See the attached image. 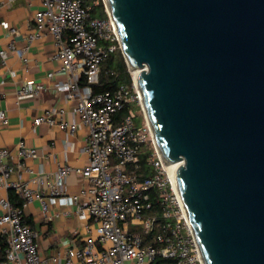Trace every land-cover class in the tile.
I'll return each mask as SVG.
<instances>
[{
  "label": "water",
  "instance_id": "1",
  "mask_svg": "<svg viewBox=\"0 0 264 264\" xmlns=\"http://www.w3.org/2000/svg\"><path fill=\"white\" fill-rule=\"evenodd\" d=\"M204 264H264V0H103Z\"/></svg>",
  "mask_w": 264,
  "mask_h": 264
},
{
  "label": "built area",
  "instance_id": "2",
  "mask_svg": "<svg viewBox=\"0 0 264 264\" xmlns=\"http://www.w3.org/2000/svg\"><path fill=\"white\" fill-rule=\"evenodd\" d=\"M33 21L35 29L29 39L44 33L52 35V58L60 60V68L69 75L58 88L66 99L74 101L79 123L68 124L62 109L45 111L33 117L32 122L57 125L69 132L78 125L85 127L82 150L87 161L83 166H59L51 177L49 195L45 196L26 182L9 180L15 170L12 150L0 148V191H5L0 195V236L6 241L5 261L47 264L35 240L36 233L24 219L23 207L36 199L46 216L49 205L64 197L77 213H87L96 225V237L88 235L81 245L67 248L58 257L60 264H151L157 258L162 259L159 264H204L177 188L175 170L180 160L166 164L160 156L134 78L130 85L92 91L101 64L119 45L113 20L108 14L105 18L91 17L84 0H40ZM10 32L15 29L10 28ZM8 53L22 57L13 43L6 50L0 48L2 59ZM44 89L40 82L25 80L16 89V96L18 100L33 98ZM133 105L140 109L141 123L135 121ZM124 108L128 112L118 117ZM7 122L5 111L0 109V124ZM141 154H146L148 172H138ZM38 155L36 148L20 140L15 147L19 159L16 170L24 168L23 159ZM71 171L86 182L76 194L64 189ZM32 180L40 182L41 177ZM9 189L20 196L21 206L10 203Z\"/></svg>",
  "mask_w": 264,
  "mask_h": 264
},
{
  "label": "crops",
  "instance_id": "3",
  "mask_svg": "<svg viewBox=\"0 0 264 264\" xmlns=\"http://www.w3.org/2000/svg\"><path fill=\"white\" fill-rule=\"evenodd\" d=\"M39 8L40 0H0V48L6 50L13 43L22 55L20 58L8 53L4 59L0 57V109L5 111L8 120L7 124H0V148L12 150L11 164L15 170L9 180L26 182L48 196L51 177L59 166L86 164L87 156L82 149L87 130L78 125L69 132L57 125H34L32 122L33 117L45 111L62 109L68 124L79 123L73 110L74 101L66 99L58 88L69 75L60 68V60L52 58L55 51L52 35L44 33L33 39L28 37L35 29L33 15ZM10 28L15 32H10ZM48 73L52 74L48 76ZM25 80L40 82L45 89L36 97L18 100L16 89ZM20 140L36 148L39 155L23 159L24 168L16 170L19 159L15 156V147ZM38 176L40 182H34L32 179ZM85 183L71 171L66 176L64 189L68 194H76ZM4 193V190L0 191V195ZM23 216L36 233L35 240L47 264H60L58 257L70 246L81 245L96 228L86 212L77 213L75 206L67 205L64 197L49 205L46 216L42 214L38 200H32L23 207ZM1 264L17 263L4 261Z\"/></svg>",
  "mask_w": 264,
  "mask_h": 264
},
{
  "label": "trees",
  "instance_id": "4",
  "mask_svg": "<svg viewBox=\"0 0 264 264\" xmlns=\"http://www.w3.org/2000/svg\"><path fill=\"white\" fill-rule=\"evenodd\" d=\"M84 4L89 6V13L91 17H106V13L102 8V3L94 4V0H84ZM114 53L115 51L110 53L107 59L101 64L98 82L92 86V91L94 93L105 90H113L120 84H131V77L127 71L126 64L122 58L121 53L119 54L118 59L114 58ZM81 80L83 81L84 77H82ZM127 112L128 109L124 108L117 113V116L122 117ZM145 158L146 154L140 155V168L138 172H148ZM8 198L13 206L22 205V199L13 189L8 190ZM5 249V238L0 236V264L6 260ZM160 262H162V259L157 258L151 264H159Z\"/></svg>",
  "mask_w": 264,
  "mask_h": 264
},
{
  "label": "rangeland",
  "instance_id": "5",
  "mask_svg": "<svg viewBox=\"0 0 264 264\" xmlns=\"http://www.w3.org/2000/svg\"><path fill=\"white\" fill-rule=\"evenodd\" d=\"M96 3H102L103 11L107 14L106 7H105V5H104L103 0H94V4H96ZM91 4H92V3H91ZM120 53H121L122 58H123V60H124L123 54H122L121 49H120V45H118V46H117V49L115 50V53H114V58H115V59H118ZM124 62H125V60H124ZM125 64H126V62H125ZM126 68H127L128 73L130 74V77L133 78V76H132V75H133V74H132V70L128 68L127 64H126ZM133 112L135 113V121H136L137 123H141V122H142V117H141V114H140V109H139V107L136 106V105H133ZM145 149H146V147H144V150H145ZM92 236H93V237H96V231L93 232Z\"/></svg>",
  "mask_w": 264,
  "mask_h": 264
},
{
  "label": "bare ground",
  "instance_id": "6",
  "mask_svg": "<svg viewBox=\"0 0 264 264\" xmlns=\"http://www.w3.org/2000/svg\"><path fill=\"white\" fill-rule=\"evenodd\" d=\"M132 76H133V78H134V80H136V77H137V74H138V71L137 70H132ZM174 167V165H170V167L169 168H173Z\"/></svg>",
  "mask_w": 264,
  "mask_h": 264
}]
</instances>
